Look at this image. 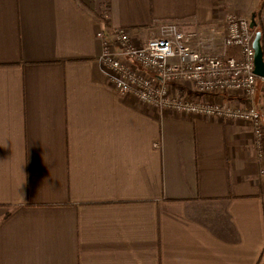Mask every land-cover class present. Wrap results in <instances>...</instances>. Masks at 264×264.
Instances as JSON below:
<instances>
[{"label": "crops", "instance_id": "1", "mask_svg": "<svg viewBox=\"0 0 264 264\" xmlns=\"http://www.w3.org/2000/svg\"><path fill=\"white\" fill-rule=\"evenodd\" d=\"M260 8L264 31V0H0V264H264L250 123L122 96L96 37L104 19L140 36L177 23L216 51L227 14Z\"/></svg>", "mask_w": 264, "mask_h": 264}, {"label": "built area", "instance_id": "2", "mask_svg": "<svg viewBox=\"0 0 264 264\" xmlns=\"http://www.w3.org/2000/svg\"><path fill=\"white\" fill-rule=\"evenodd\" d=\"M103 21L96 32L102 46L98 61L119 94L159 112L246 121L257 146L263 147V114L255 100L258 81L264 77L255 72V33L246 16L226 15L224 36L216 51L194 46L196 33L183 31L177 23L162 24L156 35L142 37L131 28ZM184 85L201 92L237 94L245 106L196 100Z\"/></svg>", "mask_w": 264, "mask_h": 264}, {"label": "water", "instance_id": "3", "mask_svg": "<svg viewBox=\"0 0 264 264\" xmlns=\"http://www.w3.org/2000/svg\"><path fill=\"white\" fill-rule=\"evenodd\" d=\"M252 19V23H253ZM260 32L255 33V38L253 41V46L255 49V72L259 76H264V59H263V52L260 43Z\"/></svg>", "mask_w": 264, "mask_h": 264}, {"label": "trees", "instance_id": "4", "mask_svg": "<svg viewBox=\"0 0 264 264\" xmlns=\"http://www.w3.org/2000/svg\"><path fill=\"white\" fill-rule=\"evenodd\" d=\"M263 10L260 8L256 14H255V24H254V31L255 32H260V43L262 47V52H263V59H264V31H263ZM263 261V260H262ZM257 264H261V258L260 261Z\"/></svg>", "mask_w": 264, "mask_h": 264}, {"label": "rangeland", "instance_id": "5", "mask_svg": "<svg viewBox=\"0 0 264 264\" xmlns=\"http://www.w3.org/2000/svg\"><path fill=\"white\" fill-rule=\"evenodd\" d=\"M157 29H158V27L153 28V30H151L150 34H148V35H142V36H144V37H146V36L151 37V36H153V35H156ZM152 31H153V32H152ZM260 84H261V83L259 82V86H260ZM259 97H261V103H260V105L264 107V95H262V93H261V94L259 95ZM257 105H258V104H257ZM258 107H259V106H258Z\"/></svg>", "mask_w": 264, "mask_h": 264}, {"label": "bare ground", "instance_id": "6", "mask_svg": "<svg viewBox=\"0 0 264 264\" xmlns=\"http://www.w3.org/2000/svg\"><path fill=\"white\" fill-rule=\"evenodd\" d=\"M249 19V18H248ZM252 19H253V21H254V18L252 17L251 18V20H250V22H251V24H252V28H253V31H254V24H255V21L252 23ZM161 26V25H160ZM160 26H158V28L160 27ZM153 32V31H152ZM254 33H256L255 31H254ZM254 38H255V34H254ZM254 41V40H253ZM259 76V75H258ZM260 77H264V76H260ZM182 84H184V83H182ZM252 103H254L253 101H252ZM198 116H200V115H198ZM261 150V149H260Z\"/></svg>", "mask_w": 264, "mask_h": 264}]
</instances>
